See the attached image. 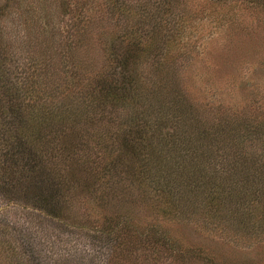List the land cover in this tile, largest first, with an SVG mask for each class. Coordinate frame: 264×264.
Returning <instances> with one entry per match:
<instances>
[{
    "label": "trees",
    "instance_id": "trees-1",
    "mask_svg": "<svg viewBox=\"0 0 264 264\" xmlns=\"http://www.w3.org/2000/svg\"><path fill=\"white\" fill-rule=\"evenodd\" d=\"M187 3L106 0L105 19L77 18L68 35L45 15L33 23L43 34L21 56L0 4V195L58 221L76 247L98 231L101 259L76 249L82 264H161L163 251L174 253L156 227L109 211L112 195L134 188L162 199L166 219L197 211L234 223L235 240L264 242V108L216 117L190 102L176 78L194 58ZM77 203L107 209L99 229L83 233L89 223ZM28 241L15 258L44 264L45 246ZM66 246L61 264L76 257Z\"/></svg>",
    "mask_w": 264,
    "mask_h": 264
},
{
    "label": "rangeland",
    "instance_id": "rangeland-1",
    "mask_svg": "<svg viewBox=\"0 0 264 264\" xmlns=\"http://www.w3.org/2000/svg\"><path fill=\"white\" fill-rule=\"evenodd\" d=\"M129 1L133 3L136 0ZM210 1L188 0V23L191 28L186 29V35L194 58L184 63L185 66L176 78L181 80V86L190 102L195 105L207 103L210 110H214L209 112L212 116L218 117L220 113L235 110L259 111L260 107L264 108V0ZM0 4L5 6L6 15L10 16L7 30L11 29L9 36L15 35V49L20 56L36 43L34 35L43 34V29L33 23L42 25L45 15L51 20L54 33L59 35V31H64L68 35L70 32L67 29H71L72 22L77 18L95 17L96 20L102 16L105 19L103 17L108 14L106 0H0ZM56 39L58 46L59 37ZM101 52L97 53L99 66L94 72L102 67L104 56ZM89 54L93 61L96 53ZM133 192L126 196L112 195L109 198V211L132 216L136 223L143 226L156 227L173 244L174 253L163 251L159 263L264 264V242L252 243L248 237L235 240L229 235L232 233V223H212L197 211L171 215L166 219L156 205L158 203L159 207H165L162 199L153 193L143 194L136 188ZM92 200L94 202V197ZM78 204H84L81 206L85 212L82 221L89 223L83 227V233L89 227L99 229L96 227L101 217L108 215L107 209L99 205L96 207L94 203L92 206L87 203ZM30 209L14 205L10 199L0 195V264H26L25 258H15L17 255L13 249L22 245L25 250L30 238L40 240V248L45 246L42 255L44 264L47 261L48 264L63 263L67 243L75 245L70 251L76 255L68 257L69 264H82L77 258L79 252L76 253V249L81 248L94 261L101 259L104 250L99 254L98 249L104 246L98 231L93 232L92 237L84 234L80 243L82 246L76 247L78 242L71 236V230L59 226L56 220H44L36 210ZM97 219L98 223L95 221ZM64 221L60 219V223ZM68 223L76 224L72 221ZM60 227L65 231H60ZM232 231L236 233L235 226ZM186 250H189L190 257H187Z\"/></svg>",
    "mask_w": 264,
    "mask_h": 264
}]
</instances>
